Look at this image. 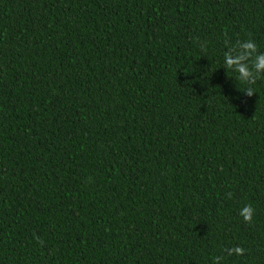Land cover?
I'll list each match as a JSON object with an SVG mask.
<instances>
[{"label": "trees", "instance_id": "16d2710c", "mask_svg": "<svg viewBox=\"0 0 264 264\" xmlns=\"http://www.w3.org/2000/svg\"><path fill=\"white\" fill-rule=\"evenodd\" d=\"M249 37L264 0H0V264H264Z\"/></svg>", "mask_w": 264, "mask_h": 264}, {"label": "clouds", "instance_id": "9594fccd", "mask_svg": "<svg viewBox=\"0 0 264 264\" xmlns=\"http://www.w3.org/2000/svg\"><path fill=\"white\" fill-rule=\"evenodd\" d=\"M204 45H201L203 49ZM226 50L223 52V69L234 74L237 81L242 85H247L243 93L251 97L256 93L253 85L264 77V51H260L257 43L251 38L236 40L233 44L225 41ZM254 208L251 204H245L240 209V216L245 222H251L253 219ZM245 249L239 246L229 248V256H242ZM223 256L213 257V264H222Z\"/></svg>", "mask_w": 264, "mask_h": 264}]
</instances>
